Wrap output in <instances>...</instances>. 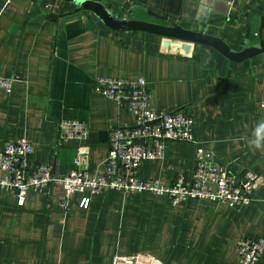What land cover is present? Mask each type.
Segmentation results:
<instances>
[{
  "label": "crops",
  "instance_id": "1",
  "mask_svg": "<svg viewBox=\"0 0 264 264\" xmlns=\"http://www.w3.org/2000/svg\"><path fill=\"white\" fill-rule=\"evenodd\" d=\"M98 1L120 17L131 11L130 18L167 23L152 10L235 50L246 45L249 13L264 15V0ZM75 8L64 0H0V77H19L11 92L0 87V151L26 136L30 165L49 163L65 175L79 152L81 168L103 173L110 129L134 126L135 118L95 92V80L143 76L155 109H187L198 145L234 172L254 171L258 183L252 202L239 208L197 199L171 206L167 196L115 189L75 193L64 208L56 183L30 191L20 205L14 190L0 186V264H238L237 241L264 238V148L248 147L264 120V53L234 62L207 45L111 29ZM262 17H251L250 44ZM65 119L85 122L87 140H63ZM196 146L168 141L163 158L142 163L140 178L169 185L191 173Z\"/></svg>",
  "mask_w": 264,
  "mask_h": 264
},
{
  "label": "built area",
  "instance_id": "2",
  "mask_svg": "<svg viewBox=\"0 0 264 264\" xmlns=\"http://www.w3.org/2000/svg\"><path fill=\"white\" fill-rule=\"evenodd\" d=\"M18 78L0 77V87L11 92ZM94 90L126 106L135 118V125L110 129L103 173L81 168L79 152L74 159V168L65 175L59 174L49 163L30 165L34 147L26 136L6 145L0 151V186L14 190L20 205L25 203L30 191L43 192L52 183L63 188L61 203L64 208L69 207L75 193L101 195L112 189L167 196L171 206L190 199L237 208L252 202L258 175L252 170L234 172L217 161L211 149L198 145L194 135L195 119L187 109L169 112L155 109L151 104L150 88L143 76H98ZM262 104L264 106V94ZM59 126L63 140L83 142L90 135L89 126L77 119L62 120ZM168 141H189L197 145L193 171L178 173L169 185L159 179L140 178L142 163L163 158ZM237 244L238 264H264V238H240Z\"/></svg>",
  "mask_w": 264,
  "mask_h": 264
},
{
  "label": "water",
  "instance_id": "3",
  "mask_svg": "<svg viewBox=\"0 0 264 264\" xmlns=\"http://www.w3.org/2000/svg\"><path fill=\"white\" fill-rule=\"evenodd\" d=\"M76 5L74 12L89 11L93 20H100L106 26L114 30L141 31L155 34L166 38L178 39L191 43L203 44L218 50L221 54L234 62H241L264 53V15L259 9H254L247 17L246 45L241 50L233 49L223 38L203 31L192 30L183 27L179 22L167 16L148 10L157 19L167 23L130 18L131 11L127 16L120 17L114 14L108 7L98 0H64ZM42 2L55 4L56 0H42ZM262 14V23L259 28V40L250 44L251 17L254 13Z\"/></svg>",
  "mask_w": 264,
  "mask_h": 264
},
{
  "label": "clouds",
  "instance_id": "4",
  "mask_svg": "<svg viewBox=\"0 0 264 264\" xmlns=\"http://www.w3.org/2000/svg\"><path fill=\"white\" fill-rule=\"evenodd\" d=\"M248 147L252 150L264 148V120L259 121L253 128Z\"/></svg>",
  "mask_w": 264,
  "mask_h": 264
}]
</instances>
